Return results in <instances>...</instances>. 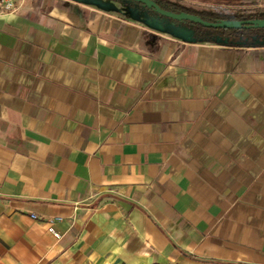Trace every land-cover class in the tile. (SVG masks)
Segmentation results:
<instances>
[{
    "label": "crops",
    "instance_id": "obj_1",
    "mask_svg": "<svg viewBox=\"0 0 264 264\" xmlns=\"http://www.w3.org/2000/svg\"><path fill=\"white\" fill-rule=\"evenodd\" d=\"M15 1L0 264H264V46L194 40L122 0Z\"/></svg>",
    "mask_w": 264,
    "mask_h": 264
},
{
    "label": "trees",
    "instance_id": "obj_2",
    "mask_svg": "<svg viewBox=\"0 0 264 264\" xmlns=\"http://www.w3.org/2000/svg\"><path fill=\"white\" fill-rule=\"evenodd\" d=\"M126 1L132 5L141 6L144 10L147 11L149 15H158L159 17H162L167 20H171L173 22H178L172 19H168L166 17H163L153 10L148 9L143 4L135 3L131 0H122ZM153 2H156L163 10L170 11L174 13H190L193 15H196L198 17H201L203 20L208 22H219V21H228V20H252L261 18L264 19V15L260 14H252L247 11H242L241 15L237 14H228L225 15L222 11L219 10H213V12L201 10V11H193L191 9L183 8L181 7L177 2H168L165 0H152ZM180 23H186L189 26L192 27L193 31V39L199 40V39H206L210 40L212 42L219 41L221 44L227 45V46H264V28H243V29H210L205 28L202 25H197L195 23L184 21Z\"/></svg>",
    "mask_w": 264,
    "mask_h": 264
},
{
    "label": "water",
    "instance_id": "obj_3",
    "mask_svg": "<svg viewBox=\"0 0 264 264\" xmlns=\"http://www.w3.org/2000/svg\"><path fill=\"white\" fill-rule=\"evenodd\" d=\"M138 4L145 5L148 9L153 10L157 14L172 19L178 22L189 21L197 25H202L205 28H218V29H243V28H264V19L257 18L252 20H228L219 22H208L203 20L201 17L184 12V13H174L163 10L156 2L152 0H131Z\"/></svg>",
    "mask_w": 264,
    "mask_h": 264
},
{
    "label": "built area",
    "instance_id": "obj_4",
    "mask_svg": "<svg viewBox=\"0 0 264 264\" xmlns=\"http://www.w3.org/2000/svg\"><path fill=\"white\" fill-rule=\"evenodd\" d=\"M17 9L16 1L15 0H0V10L5 13L9 14V12H13ZM61 218L52 219L50 222H59Z\"/></svg>",
    "mask_w": 264,
    "mask_h": 264
},
{
    "label": "rangeland",
    "instance_id": "obj_5",
    "mask_svg": "<svg viewBox=\"0 0 264 264\" xmlns=\"http://www.w3.org/2000/svg\"><path fill=\"white\" fill-rule=\"evenodd\" d=\"M252 10V11H251ZM242 11H247V12H250V13H252V14H260V15H264V9H262V8H259V9H257V10H255V9H246V10H244V9H242V10H239V9H236V10H232V11H229V12H227V13H224L223 11V13L225 14V15H228V14H237V15H241L242 14ZM210 12V11H209Z\"/></svg>",
    "mask_w": 264,
    "mask_h": 264
}]
</instances>
